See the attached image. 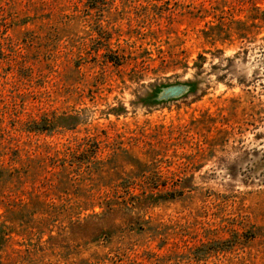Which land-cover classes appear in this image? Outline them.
<instances>
[{"label": "rangeland", "instance_id": "rangeland-1", "mask_svg": "<svg viewBox=\"0 0 264 264\" xmlns=\"http://www.w3.org/2000/svg\"><path fill=\"white\" fill-rule=\"evenodd\" d=\"M0 264H264V0H0Z\"/></svg>", "mask_w": 264, "mask_h": 264}]
</instances>
